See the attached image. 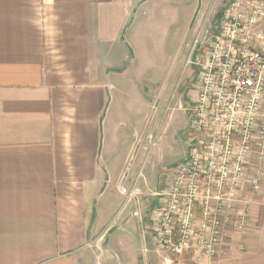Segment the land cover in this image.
Wrapping results in <instances>:
<instances>
[{
	"label": "crops",
	"instance_id": "crops-1",
	"mask_svg": "<svg viewBox=\"0 0 264 264\" xmlns=\"http://www.w3.org/2000/svg\"><path fill=\"white\" fill-rule=\"evenodd\" d=\"M231 1L0 0V264H154L150 195L199 141L197 75L175 86L166 44L178 15H194L190 27L204 15L208 42ZM174 111L195 137L162 150L171 162L157 175ZM259 174L239 191L249 223L229 227L221 264H264V162L250 155L244 178ZM121 188L135 190L125 206ZM110 224L102 251L88 246Z\"/></svg>",
	"mask_w": 264,
	"mask_h": 264
},
{
	"label": "built area",
	"instance_id": "built-area-1",
	"mask_svg": "<svg viewBox=\"0 0 264 264\" xmlns=\"http://www.w3.org/2000/svg\"><path fill=\"white\" fill-rule=\"evenodd\" d=\"M205 47L193 63L199 73L189 109V130L199 141L177 165L172 182L150 195L157 208L150 218L166 264H200L222 255L229 227L243 233L249 223L242 185L255 191L261 180L260 174L249 181L244 175L250 155L264 162V0H232ZM121 193L124 206L136 196L134 189ZM101 240L88 246L100 251Z\"/></svg>",
	"mask_w": 264,
	"mask_h": 264
},
{
	"label": "rangeland",
	"instance_id": "rangeland-1",
	"mask_svg": "<svg viewBox=\"0 0 264 264\" xmlns=\"http://www.w3.org/2000/svg\"><path fill=\"white\" fill-rule=\"evenodd\" d=\"M185 1L191 7H193V5L197 4L198 2V0H185ZM178 16H179L178 24L175 26L174 29L171 30V33H174L175 35L171 38L172 35L171 34L169 41L166 44V48L164 51L165 52L164 61H165L166 69L168 71L173 69V76L176 77L174 85L181 87V85L187 79L194 77V75L195 76L198 75L196 71H198L199 73V70H197V68L193 65V63L197 62L198 59H202L203 54H205L206 52L204 49L206 48L205 46L207 45L205 39V31H207L208 29L207 26L205 27V29L203 28L201 29V31L204 30V33L201 35L202 37L198 34L199 31L198 29L204 15H196L195 23L193 27H190V24H191V19L194 15H178ZM209 16L211 15H207L208 18ZM219 18H220L219 16L217 17L216 15H214L212 19L213 23L218 24ZM187 32L189 33L187 34ZM206 38H208V36H206ZM183 40H184V44L182 43ZM170 105L173 106L174 102L170 101ZM172 115L174 116L177 115L179 121L177 124L175 122H169L161 127V130L166 135L163 136V139L160 142V150L156 152L158 157L157 158L155 157L154 162L156 163L154 165L155 166L154 171L156 172L157 175H162L163 170H166L170 166V162H171L170 157L163 156L164 154L162 155L163 158L162 157L160 158L161 155L160 152L164 150L166 147H170L171 145L181 144L182 141H184V136L186 140L187 137H190L191 135L193 138L195 137L193 134L188 132L189 130L187 131V133L189 134H185L184 136L182 135L180 126L183 124L184 116H182L181 113L174 111ZM141 172L143 174H146L147 170L143 168ZM103 232L104 231H102V233L98 237H93L89 241V243H91L93 241H96V239H98L99 237H101L102 240L100 243L101 244L100 252L102 251V245L105 243V237H106L105 235L108 233V232L107 233H103ZM95 250L98 251L96 248ZM156 257L157 258L156 260H154V264H162L163 259L165 258L167 259L166 255L163 254L162 252L160 253V255ZM222 257L223 254L220 255L219 259L218 258L216 259L214 258L211 260L204 259L200 262V264H215L216 262H218L216 264H221L223 262L221 261ZM174 264H192V263L189 260L180 259V260H174Z\"/></svg>",
	"mask_w": 264,
	"mask_h": 264
}]
</instances>
